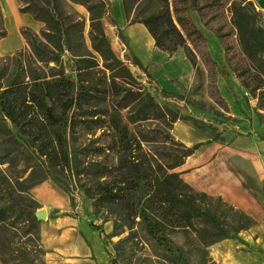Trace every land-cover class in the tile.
Masks as SVG:
<instances>
[{
    "label": "trees",
    "instance_id": "1",
    "mask_svg": "<svg viewBox=\"0 0 264 264\" xmlns=\"http://www.w3.org/2000/svg\"><path fill=\"white\" fill-rule=\"evenodd\" d=\"M18 1L19 13L42 30L22 29L28 53L0 58V264H44L34 217L39 205L31 191L47 181L68 196L70 207L71 190H78L98 219L113 220L109 238L127 230L123 242L139 237L168 264H192L194 257L196 264H215L206 248L257 223L221 197L195 191L175 170L220 135L210 128V137L190 148L173 140L177 121L206 129L157 104L115 55L104 29L105 20L115 25L105 0ZM148 1L138 2L130 25H142L161 52L186 48L195 68L182 33L190 27L201 35L192 20L194 1H180L186 16L169 0H157L147 10ZM75 6L88 14V45ZM250 6L233 3L231 15L242 51L252 59L264 54V29L252 23L260 13ZM4 37L0 17V40ZM123 43L126 61L142 68ZM221 68L228 86L226 65ZM177 231L191 232L199 247L190 253L174 247L168 237ZM110 264H117L115 258Z\"/></svg>",
    "mask_w": 264,
    "mask_h": 264
},
{
    "label": "rangeland",
    "instance_id": "2",
    "mask_svg": "<svg viewBox=\"0 0 264 264\" xmlns=\"http://www.w3.org/2000/svg\"><path fill=\"white\" fill-rule=\"evenodd\" d=\"M140 1L105 0L112 8L115 23L112 25L105 20L104 24L113 52L157 104H165L206 129L199 130L190 122L177 121L170 131L175 142L187 148L203 143L210 137V128L221 137L218 142L199 147L185 161L187 165L193 164L192 169L186 171V167H180L175 172L181 173L185 182L189 179L200 188L209 190L214 189L212 185L220 186L219 190L237 204L233 206L257 223L250 230L218 242L205 251L215 264H233L235 257L252 261V264H264V142L259 141V136H264V54H257L252 59L244 55L233 25L231 6L233 3L242 6L251 3L249 10L253 7L260 13L251 21L263 29L264 12L254 0H193L192 20L201 35L190 27L187 33H182L186 47L195 58L194 68L186 58V48H179L172 54L161 52L142 25H130ZM180 1L169 0L177 5L180 16H186ZM156 5L157 0H149L144 8L151 10ZM19 8L18 0H0L1 24L5 31V37L0 40V58L28 53L22 29L28 28L36 34L42 30L30 15L19 13ZM74 8L84 19L83 35L88 45V14L80 6ZM124 39L142 68L126 61ZM62 59L68 68L67 55L64 54ZM222 64L226 65L229 87L222 78ZM156 125L152 123L150 128L156 130ZM161 131L158 127L157 132ZM71 192L74 202L82 198L86 204L80 191ZM211 205L215 207V202ZM37 211H42V207L39 206ZM110 222L113 226V220ZM127 236L128 231L124 230L116 237L105 238L109 256L115 258L117 264H168L162 254L139 237L123 242ZM168 238L174 247L183 246L186 253L199 247L191 232L177 231ZM197 260L194 257L192 264Z\"/></svg>",
    "mask_w": 264,
    "mask_h": 264
},
{
    "label": "crops",
    "instance_id": "3",
    "mask_svg": "<svg viewBox=\"0 0 264 264\" xmlns=\"http://www.w3.org/2000/svg\"><path fill=\"white\" fill-rule=\"evenodd\" d=\"M192 165L186 162L181 167H186L187 171ZM186 183L208 195L219 196L232 206L237 205L219 190L220 186L212 185L214 189L208 190L192 184L189 179ZM31 195L46 213V220L38 226L44 264H110L105 238L112 234L113 226L110 221L103 222L94 215L88 200L84 205L83 199L79 198L72 208L66 194L49 182L36 186ZM233 264H252V261L235 257Z\"/></svg>",
    "mask_w": 264,
    "mask_h": 264
},
{
    "label": "water",
    "instance_id": "4",
    "mask_svg": "<svg viewBox=\"0 0 264 264\" xmlns=\"http://www.w3.org/2000/svg\"><path fill=\"white\" fill-rule=\"evenodd\" d=\"M260 10L264 12V0H254ZM35 220L37 222H43L46 220V213L42 211H37L34 213Z\"/></svg>",
    "mask_w": 264,
    "mask_h": 264
}]
</instances>
